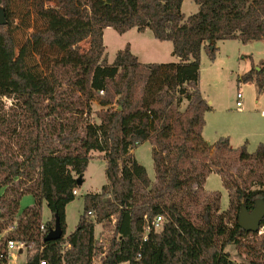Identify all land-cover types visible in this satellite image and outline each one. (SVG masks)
Segmentation results:
<instances>
[{
	"label": "trees",
	"instance_id": "obj_1",
	"mask_svg": "<svg viewBox=\"0 0 264 264\" xmlns=\"http://www.w3.org/2000/svg\"><path fill=\"white\" fill-rule=\"evenodd\" d=\"M194 1L199 9L185 16L183 0H0V233L18 224L1 239L0 264L8 262V237L26 243L27 257L16 264H94L97 255L100 264H233L229 245L246 256L242 264H264V218L256 232L238 223L242 206L251 211L264 200V143L253 152L246 143L231 147L227 137L207 143L212 106L199 86L203 49L214 58L219 40L264 39V0ZM107 27L149 28L172 41L177 60L141 62L127 45L109 62ZM240 78L263 91L264 63ZM145 142L154 186L133 153ZM93 151L105 158L107 183L85 195L66 234L65 208ZM227 160L237 163L235 172ZM212 172L225 176L229 196L217 221L220 193L202 187ZM193 185L199 190L190 202L175 199ZM26 194L35 202L20 212ZM44 201L52 214L44 224L49 230L58 216L59 239L45 241L39 230Z\"/></svg>",
	"mask_w": 264,
	"mask_h": 264
},
{
	"label": "rangeland",
	"instance_id": "obj_2",
	"mask_svg": "<svg viewBox=\"0 0 264 264\" xmlns=\"http://www.w3.org/2000/svg\"><path fill=\"white\" fill-rule=\"evenodd\" d=\"M182 12L185 16L197 12L198 5L194 0H183ZM18 14V13H17ZM5 17V14H4ZM103 41L106 47L107 60L112 62L118 52L129 45L130 50L137 55L141 62H170L177 58L172 54L173 43L170 40H159L153 32L147 28L139 31L131 28L124 33H119L113 27L104 29ZM83 47L87 44L83 43ZM214 58L210 57L207 49L201 52L200 60V81L199 86L203 96L207 99L212 109L205 114V125L203 127V139L211 144L220 137H227L233 148H239L246 143L250 152L255 151L258 134L264 132V90L259 91L258 85L253 81L245 82L241 80V75L252 68L259 70L264 63V39L242 42L238 39H224L216 43ZM241 93V106H237V93ZM7 106L12 99L5 98ZM94 110H102L98 101L94 102ZM95 117V115L93 114ZM214 149L210 150L213 153ZM137 160L143 164L148 172L153 184L156 183V175L153 164L152 144L145 142L133 150ZM225 166L236 171L237 163L227 160ZM106 165L103 154L93 151L87 168L84 171L83 182L77 188L78 194L75 199L69 202L65 208L66 214V234L74 230L78 223L80 214L84 208V197L89 193L100 192L107 183ZM240 173L243 177L250 174L249 167H242ZM225 176L212 172L203 181V190L210 193L219 192V209L216 212L215 221L228 209L229 196L224 187ZM199 190L197 185L188 188L175 196L176 200L182 203L191 201V196L196 195ZM2 189L0 188V194ZM213 196V195H212ZM35 200L31 194H26L20 201V212L34 204ZM51 211L44 201L42 203L41 221L47 222L51 219ZM102 224H96L95 234L102 235ZM264 227L261 228V232ZM3 232L0 233V244L3 239ZM260 232V233H261ZM29 249V248H28ZM32 249V248H31ZM227 249L231 252L233 264L246 262V256L239 253L237 248L229 245ZM25 251L18 257L17 263L24 261L27 257ZM101 256L94 258V264H100Z\"/></svg>",
	"mask_w": 264,
	"mask_h": 264
},
{
	"label": "water",
	"instance_id": "obj_3",
	"mask_svg": "<svg viewBox=\"0 0 264 264\" xmlns=\"http://www.w3.org/2000/svg\"><path fill=\"white\" fill-rule=\"evenodd\" d=\"M6 22L4 17V9L0 7V24H4ZM78 185L82 184L81 177L77 179ZM264 218V200L262 198H257L254 202V208L249 211L245 206H242L239 216L238 223L239 226L244 230L249 232L259 231L261 221ZM63 235V229L60 224V220L58 216L55 218L54 226L50 227L48 230L45 241L56 240L59 239Z\"/></svg>",
	"mask_w": 264,
	"mask_h": 264
},
{
	"label": "built area",
	"instance_id": "obj_4",
	"mask_svg": "<svg viewBox=\"0 0 264 264\" xmlns=\"http://www.w3.org/2000/svg\"><path fill=\"white\" fill-rule=\"evenodd\" d=\"M101 93H103V91H101ZM241 98L242 95L241 93H237V106H241ZM73 193L75 195L78 194V190L74 189ZM153 226L155 229H160L161 228V224H162V217L159 215L157 216L153 222H152ZM18 229V224L17 221H14L13 223H10L3 232L4 236L10 235L11 233H14L15 231H17ZM39 230L41 233L43 234H47L48 230L45 226L44 223L40 224ZM26 248V243L20 240H17L15 238L12 237H8L6 238L5 242H4V251L8 256V262L7 264H16L17 263V259L18 257L24 252V249ZM41 264H45L44 261L41 262ZM118 264H128L127 262H122V263H118Z\"/></svg>",
	"mask_w": 264,
	"mask_h": 264
},
{
	"label": "crops",
	"instance_id": "obj_5",
	"mask_svg": "<svg viewBox=\"0 0 264 264\" xmlns=\"http://www.w3.org/2000/svg\"><path fill=\"white\" fill-rule=\"evenodd\" d=\"M262 113H264V111H262ZM261 142L264 143V132H262L261 134H258L256 138L257 145Z\"/></svg>",
	"mask_w": 264,
	"mask_h": 264
}]
</instances>
